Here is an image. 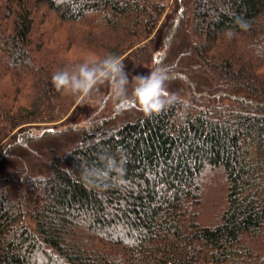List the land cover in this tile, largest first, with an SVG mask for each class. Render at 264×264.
I'll return each instance as SVG.
<instances>
[{
  "label": "trees",
  "instance_id": "obj_1",
  "mask_svg": "<svg viewBox=\"0 0 264 264\" xmlns=\"http://www.w3.org/2000/svg\"><path fill=\"white\" fill-rule=\"evenodd\" d=\"M177 2L0 0V264H264V0ZM107 54L186 114L55 90Z\"/></svg>",
  "mask_w": 264,
  "mask_h": 264
},
{
  "label": "clouds",
  "instance_id": "obj_2",
  "mask_svg": "<svg viewBox=\"0 0 264 264\" xmlns=\"http://www.w3.org/2000/svg\"><path fill=\"white\" fill-rule=\"evenodd\" d=\"M236 23L241 30L249 28L248 22L242 18L238 17ZM226 35L231 39L235 33L229 29ZM124 67L119 56L107 54L100 59L86 60L70 70L57 71L51 82L57 92L73 95L80 100L89 98L99 85L107 84L117 107L132 102L146 118L159 116L176 105L184 110L179 115L186 114L189 102L168 90L166 73L159 66L151 69L147 76L133 77L131 82ZM130 84L132 91L129 95ZM108 162L109 167L115 163L113 158H108Z\"/></svg>",
  "mask_w": 264,
  "mask_h": 264
},
{
  "label": "rangeland",
  "instance_id": "obj_3",
  "mask_svg": "<svg viewBox=\"0 0 264 264\" xmlns=\"http://www.w3.org/2000/svg\"><path fill=\"white\" fill-rule=\"evenodd\" d=\"M178 9V2L177 0H167V6H166V10L160 20V22L158 23L156 30H155V53L159 54L162 52V45H161V41H160V34L161 31L164 27V24L167 20V18L169 17V15L173 12H175ZM124 63V70L125 72L128 74V79L129 81L132 80L133 77L135 76H145L147 74V70L145 68H141V67H134L133 65H130L128 62H126V59L124 60L121 59ZM139 68V69H137ZM111 94L110 88L107 84H103V85H99L97 87L96 90L93 91V93L91 94V96L89 98H87L86 100H79L76 103V108L79 109L80 112H86L92 105H94L95 103L98 102V100H100L102 98V96ZM38 126L36 128V130H39L41 128H59L60 126H62V124L58 125H45V124H38L36 125Z\"/></svg>",
  "mask_w": 264,
  "mask_h": 264
}]
</instances>
